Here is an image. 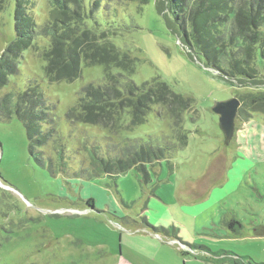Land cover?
I'll return each mask as SVG.
<instances>
[{"label": "rangeland", "instance_id": "374dc122", "mask_svg": "<svg viewBox=\"0 0 264 264\" xmlns=\"http://www.w3.org/2000/svg\"><path fill=\"white\" fill-rule=\"evenodd\" d=\"M6 1L0 54L16 35V0ZM32 1L31 12L43 24L48 0ZM91 1L86 0L88 11ZM165 12L156 0L145 5L101 0L95 11L102 27L109 21L118 26L113 40L119 47L139 54L132 76L137 84L159 78L194 99L184 114L187 145L166 160L146 164V173L137 168L116 177L79 172L91 168L84 148L94 142L104 150L133 142L178 146L163 106H154L146 122L119 135L99 125L69 124L67 111L87 84L103 82V66L82 63V76L75 81L51 82L39 53L34 48L23 52L19 74L0 89V97L24 90L31 80L40 84L52 103L59 137L45 149L54 158L56 149L65 150L71 169L51 172L39 165L30 155L22 121L0 120V264L264 262V235L252 231L264 225V112L249 108L247 119L238 116L227 145L212 109L216 101L260 96L264 84H248L207 66ZM37 42L42 46L48 40ZM257 65L264 79L260 54Z\"/></svg>", "mask_w": 264, "mask_h": 264}, {"label": "trees", "instance_id": "16d2710c", "mask_svg": "<svg viewBox=\"0 0 264 264\" xmlns=\"http://www.w3.org/2000/svg\"><path fill=\"white\" fill-rule=\"evenodd\" d=\"M100 1L92 0L88 11L86 0H48V17L38 24L31 12L34 2L16 0V35L0 54V89L19 74L23 52L30 48L46 61L45 72L51 82L75 81L82 76V63L102 65L103 82H91L82 89L76 104L66 113L68 123L99 125L119 135L124 129L146 122L154 106L160 105L172 120V134L178 146L170 141L163 146L133 142L131 146L114 144L104 150L103 145L94 142L84 148L91 168L83 166L79 173L90 170L94 175L116 177L132 168L146 173V164L166 160L171 152L187 145L189 132L184 127V114L193 108L194 99L159 78L141 85L133 80L139 54L115 43L113 38L119 34V28L112 21L102 27L95 16ZM127 1L145 5L151 0ZM6 2L0 0V13ZM156 3L160 12L172 14L186 42L202 53L207 66L248 84H264L257 65L259 54L264 60V0H156ZM41 37L48 40L46 45L38 44ZM116 68L120 71L116 72ZM240 97V118L251 116L249 108L264 112V92L260 96L248 93ZM15 117L25 126L29 152L35 161L51 172L59 169L69 173L71 167L65 150L56 149L54 158L45 149L59 141L57 120L52 103L36 80L29 81L24 90L9 91L0 97V120ZM233 224L237 222L230 223Z\"/></svg>", "mask_w": 264, "mask_h": 264}, {"label": "water", "instance_id": "95a60500", "mask_svg": "<svg viewBox=\"0 0 264 264\" xmlns=\"http://www.w3.org/2000/svg\"><path fill=\"white\" fill-rule=\"evenodd\" d=\"M241 100L233 97L223 101H216L212 107L213 111L219 116V126L224 135V143L229 145L236 131V120L238 117Z\"/></svg>", "mask_w": 264, "mask_h": 264}, {"label": "crops", "instance_id": "0c3cea01", "mask_svg": "<svg viewBox=\"0 0 264 264\" xmlns=\"http://www.w3.org/2000/svg\"><path fill=\"white\" fill-rule=\"evenodd\" d=\"M232 219H234V218H232ZM230 226V225H229ZM242 229H244V227L243 226H240ZM253 230V232H255V234L256 235H264V225H262L261 224V229H254V228H252ZM237 232V231H236ZM235 233V232H234ZM238 233V232H237ZM243 234H244V232H243Z\"/></svg>", "mask_w": 264, "mask_h": 264}]
</instances>
